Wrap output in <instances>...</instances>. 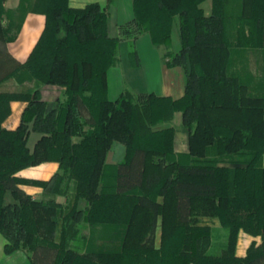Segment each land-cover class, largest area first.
I'll return each mask as SVG.
<instances>
[{
	"label": "trees",
	"instance_id": "trees-1",
	"mask_svg": "<svg viewBox=\"0 0 264 264\" xmlns=\"http://www.w3.org/2000/svg\"><path fill=\"white\" fill-rule=\"evenodd\" d=\"M204 1L132 0V18L112 37V0L81 6L70 0H18L13 8L0 0V20L7 21L0 27L5 43L16 39L27 13L45 16L26 60L0 78L1 83L18 77L15 90H2L12 92L10 97L4 100L6 93H0V104L6 102L0 123L9 101H27L16 129L0 125L5 252L27 249L32 264H264V166L256 164L264 152V0H210L208 14ZM172 21L179 47L162 58L167 66L181 67L183 95L173 99L126 89L110 100L106 74L119 62L120 41L132 37L128 57L136 65L137 36L146 32L153 44L170 47ZM132 24L137 31L130 34ZM255 47L262 49L261 74L240 63L244 52ZM46 84L62 87L65 99L42 100L40 88ZM175 111L188 132L187 153L173 151L172 126L155 132L156 144L135 142L131 118L146 130L170 122ZM31 131L39 136L29 149ZM113 139L126 146L108 185L104 156ZM151 154L169 156L174 168L163 173L167 189L161 200L155 188L165 169ZM46 160L59 165L49 180L14 175ZM148 175L154 186L133 192ZM68 180L74 181L75 199L85 197L84 208L75 207V201L62 208L54 200V194H66ZM26 182L43 188L39 199L19 187ZM80 217L90 225L87 238L75 225ZM240 229L260 236L244 257L235 254ZM217 235L221 242L214 239ZM73 239L87 248L69 245Z\"/></svg>",
	"mask_w": 264,
	"mask_h": 264
},
{
	"label": "crops",
	"instance_id": "crops-1",
	"mask_svg": "<svg viewBox=\"0 0 264 264\" xmlns=\"http://www.w3.org/2000/svg\"><path fill=\"white\" fill-rule=\"evenodd\" d=\"M2 1L6 7H15L18 3V0ZM72 1L74 2V6H81L86 2L85 0H70V3ZM131 18L132 16L126 19V21ZM44 22V14L29 12L24 18L16 39L6 43L1 42L3 43L1 46L3 45L2 51L4 53L2 58L4 57L7 61H0V78L13 69L16 63H21L27 58L43 30ZM120 23L122 22L112 21L110 24L108 22V26H112V28L110 27L112 30L111 35H115L116 26ZM135 48L138 54V63L136 65H132L130 60L125 62L119 58V62L108 69L106 74L108 98L115 100L126 89L133 93L152 92L157 96H169L173 99L181 97L184 93V74L181 67L176 65L167 66L162 58L163 52L159 46L150 41V37L146 32L137 36L135 39ZM40 95L42 100L52 103L60 100L61 90L57 85L46 84L40 88ZM26 106L27 101L25 100L15 99L9 101V112L2 119L0 123L1 127L8 130L16 129ZM175 117H179L177 125L171 123ZM172 120L168 125L174 128V150L178 153L187 152L188 132L181 124V114L179 111L174 112ZM58 168L57 161L46 160L35 165L24 167L14 175L28 181H46L58 171ZM19 187L34 199H39L43 193V188L35 183H20ZM159 228L158 224V244L160 240ZM252 241L258 244L260 238L239 230L237 233L235 254L239 257H244ZM5 242L4 236L0 233V264H32L29 259V251L16 249L11 252H5Z\"/></svg>",
	"mask_w": 264,
	"mask_h": 264
},
{
	"label": "rangeland",
	"instance_id": "rangeland-1",
	"mask_svg": "<svg viewBox=\"0 0 264 264\" xmlns=\"http://www.w3.org/2000/svg\"><path fill=\"white\" fill-rule=\"evenodd\" d=\"M85 1L88 2L89 0H85ZM98 1L102 4V3H104L105 0H98ZM73 3L74 2L72 1L71 5H73ZM4 6L6 7L5 4H4ZM78 6H80V5H78ZM202 7H203L205 13L208 14L209 9H210V0H205L202 3ZM6 8H13V7H6ZM108 10H109V21H108L109 24L112 21L122 22V23L118 24L116 26V29H115V35L121 33V30H122L121 28L122 27H127V25H125L124 22H126V19H128V18H130L132 16L131 0H112V2H110V4H109V9ZM230 11L233 13V11H234L233 7H232V9ZM6 22H7L6 20L1 19L0 20V27L4 26L6 24ZM121 24H123V25L119 27V25H121ZM157 25H158V23H157ZM110 27L112 28V26L111 25L108 26V33H109L110 36L113 37V35H111L112 34L111 33L112 30L110 29ZM131 29H133V30L131 31ZM170 29H171L170 31H171V35H172V42H170V47L166 46L163 43L157 45V46H159V48L163 52L162 56L167 50L175 51L179 47L178 31H177V26L175 24V21L171 22ZM129 31H130V34L132 32H136L137 31V27L132 24V25H130V30ZM154 32H155V37L158 40V36H159L158 35V28H156L154 30ZM2 38H3V35L0 32V61L3 62L4 60L7 61V59H4V57L2 58V55L4 54L3 51H2L3 50L2 49L3 45L1 46V44H3V43H1V42H3ZM125 38L126 39H124V40H126V41H123V39H122V42L120 41L121 44L119 43L120 46H119V50H118V56H119V58L122 61L126 62V61L129 60V58L127 57V52L129 50L128 42H129L130 39H132V37L130 35H128V36L125 35ZM244 56L245 57H242V59L240 60L241 61L240 63H246L253 70H255L259 74H261V69H262V49L258 48V47H255L253 49L249 48V49L246 50V52H244ZM240 63H239V65H240ZM14 67H16V66H14ZM20 75H22V74H20ZM10 78H12V81L6 80L7 82L5 81V82H1L0 83V93L1 94L2 93H6V94H3L4 95V100H5V98L10 97L12 92L2 91V90H5V89L9 90V91L15 90L13 85L18 80V77H16L15 75L11 76ZM60 90H61L60 100H64L65 96L63 94V88L60 87ZM134 94H136V92H134ZM5 103L1 102V104H0V108H2V110L6 107ZM178 118L179 117L173 118L171 123L174 124V125H177ZM168 123L169 122L160 123V124H151L149 129L143 130V129H140V128L137 127L138 125H137L136 119L135 118H131L129 126L133 129L134 134L138 135V136H136L135 142L143 141V142L148 143L149 145H153V144H156L157 141H158V135L155 132L160 130V128H163V127H166V126H171V125H168ZM85 130L87 132V131L91 130V128L86 127ZM38 136L39 135L36 132L31 131L29 133L28 138H27V145H28L29 149H32L33 144L37 140ZM74 140H77V138H75ZM125 144L126 143L124 141H121V140H118V139H113L110 142V146L107 149V151L105 153V156H104V164H108L107 173H105V179H106L105 180V184L109 185V184L112 183V178H113V176H112V171H113L112 167L117 161H119V160L124 158V150H125V146H126ZM173 144H174V141H173ZM173 151L176 154H180V155H181V153L182 154L187 153V152H179V153L176 152L174 150V145H173ZM151 156H152V158H153V160L155 162L158 160V163L161 165V168L163 170L165 169L164 171L161 172L160 175H158V188H155L157 190V192H158V199L161 200L162 199V196H161L162 194L161 193H163L167 189L166 188L167 181L164 179L165 175L163 173L167 172L169 167H170V171L173 172L174 168L171 167L172 163H171V160H170L169 156L162 157V159H157V157L155 155H153V154H151ZM158 158H160V157L158 156ZM256 164L259 165V166H264V152H262L260 154V157L257 160ZM219 165L220 166H225V167H234V165L230 164V163H220ZM25 167H28V166H25ZM171 172H170V174H172ZM146 178L147 179H146L145 183L143 184V186L141 188H139V189H135L133 192H136L137 190H142V189H147L148 190L149 188L151 189L152 185L154 186V181H153L154 178L151 179L150 175H148ZM69 180L67 181V184H66V187H67L66 188L67 189L66 190V194L65 193L64 194L56 193V194L53 195L54 200L57 203L61 204V206H63L62 208H66V206H69L72 203L74 204V201L76 203L75 207L84 208L86 203H87L85 197H83V196L79 197L78 196L75 199V196H74V181H69ZM252 215L254 217V213H252ZM252 220L254 221V219H252ZM75 225H77V227L80 229V231L82 230L83 234L87 233L86 238L89 236L88 232H89L90 225H88L87 221H83V219L80 217V218H78V220L75 223ZM218 228H220V227H218ZM240 230L245 232V233H248V232L244 231L243 229H240ZM158 235L159 234H158V225H157L156 234H155V244L157 246H158V237H159ZM256 236H258L260 238L259 235H256ZM55 237H56V239H58L60 237L59 233H56ZM221 237L222 236L217 235L214 239H217V240H219L221 242V240H222ZM70 242L71 243H69V245L76 246L78 248V250H80V249L82 250L84 248L85 249L87 248L85 243L76 242V241H74V239L71 240ZM25 250L28 251L27 249H25Z\"/></svg>",
	"mask_w": 264,
	"mask_h": 264
}]
</instances>
